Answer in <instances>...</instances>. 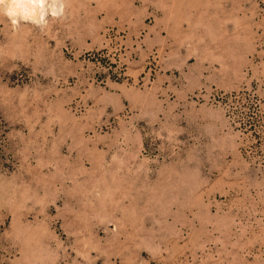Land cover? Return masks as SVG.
Returning a JSON list of instances; mask_svg holds the SVG:
<instances>
[{"label":"rangeland","instance_id":"rangeland-1","mask_svg":"<svg viewBox=\"0 0 264 264\" xmlns=\"http://www.w3.org/2000/svg\"><path fill=\"white\" fill-rule=\"evenodd\" d=\"M13 1L0 264H264V0Z\"/></svg>","mask_w":264,"mask_h":264},{"label":"bare ground","instance_id":"bare-ground-1","mask_svg":"<svg viewBox=\"0 0 264 264\" xmlns=\"http://www.w3.org/2000/svg\"><path fill=\"white\" fill-rule=\"evenodd\" d=\"M12 1V0H11ZM9 2V1H8ZM39 2V1H38ZM58 2V1H57ZM3 3V2H2ZM33 3H35V2H33V0H14L13 1V3H9V5H7V9L9 10V12L11 11H13L14 9H16V8H22L21 10H24V11H28V12H31V11H33V8H35L34 7V4ZM38 4V3H37ZM42 4H43V2H42ZM5 6V5H4ZM40 6V5H39ZM38 6V7H39ZM42 8V7H41ZM5 9V8H4ZM7 9H5V10H7ZM7 10V11H8ZM35 10V9H34ZM19 11V10H18ZM15 13H16V11H15ZM40 13V12H39ZM8 14V13H7ZM6 14V15H7ZM20 14V13H19ZM18 14V15H19ZM12 15V14H11ZM17 16V14H14V16ZM26 15H27V13H26ZM43 15V14H42ZM33 16V15H32ZM22 17V16H21ZM28 18V17H27Z\"/></svg>","mask_w":264,"mask_h":264}]
</instances>
